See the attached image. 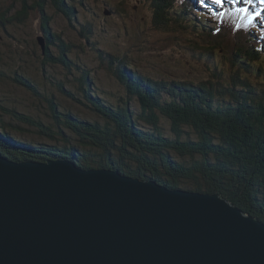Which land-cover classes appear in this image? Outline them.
<instances>
[{"label":"trees","instance_id":"1","mask_svg":"<svg viewBox=\"0 0 264 264\" xmlns=\"http://www.w3.org/2000/svg\"><path fill=\"white\" fill-rule=\"evenodd\" d=\"M51 1L54 9L63 16L67 15L64 17L70 24L69 28L74 29L76 24H80V29L87 34L91 31L75 16L74 3L65 7L64 0ZM148 1L155 8L154 22L161 18L158 10L163 12L164 7L168 27L174 25L181 30L185 28L195 37H200L209 49L204 59L211 64H207L210 74H206L205 80L188 82L158 72L156 69L159 63L156 65L150 62L148 73L153 76L139 83L132 73L134 71L129 68L130 63L128 66L121 61L125 66L123 67L117 62L116 67L114 59L110 58L114 53L105 56L113 64V67L109 64L106 70L111 76L113 70L124 95L104 91L100 95L106 100L98 101V97L90 98L83 93L84 100L94 104L92 108L88 105L89 102L75 101L68 91L59 86L60 93L80 104H70L73 106L71 111H76L77 107L88 109L85 111L89 121L84 123H80L70 113L63 115L55 104L49 103L53 119L56 122L65 120L62 125L72 126L82 140L90 141L94 147L92 153L84 156L58 148H46L59 138L50 125H33L26 116L15 117L16 112L10 111L12 119L23 122L29 129L22 130L15 120L5 121L0 117V129L5 136L17 131L26 139H29L26 135L31 134L32 137L40 138L39 140H48L47 145L41 144V149L37 148L40 153L27 150L16 161L44 162L59 159L57 156L63 158L68 154V158L72 157L77 163H85L88 168L92 165L95 169L117 170L129 177L156 180L172 189L183 188L217 194L246 215L264 223V85L261 89L256 88L259 83L250 81L248 76L251 68L256 69L251 72L253 77L264 75V68L259 65L264 60V44L252 39L256 24L251 22L249 25L246 14L232 4L227 5L222 16L218 15L215 19V15H210V19L208 16L206 19L203 17L207 22L202 23V18L198 19L195 15L194 10L197 9L193 0ZM171 2L175 4L173 11L169 10ZM78 5L86 6L83 0H78ZM18 15L23 20L26 17L23 12ZM234 19H237L235 27L247 32V36H244L246 45L253 49L247 50L241 44H236L230 54L224 46L232 35L228 26H232ZM5 21L0 19L1 24ZM160 21L156 23L167 28V24H163L165 20ZM196 23H199V27ZM42 28L45 29V36L51 39L47 24H43ZM258 31L264 35L263 29ZM178 36L180 39L179 34L175 38L178 39ZM129 37L130 35L127 36ZM132 46L129 42L130 53ZM216 47L223 49L220 50L222 56ZM213 50L218 53H213ZM122 55L129 60L126 53ZM60 63L67 68V76L78 70L84 71L83 80L86 83L88 75L83 66L76 67L63 57L60 58ZM225 63L236 68L235 73L229 72L226 75V81L222 71ZM241 72L243 77L239 76ZM200 74L203 75V72ZM14 82L26 86L29 91L38 95L36 87L30 86L27 81L17 78ZM90 84L92 85L91 82ZM145 85L147 90L143 88ZM70 87L78 91L84 90L83 85L81 87L76 81L68 79L67 88ZM6 112L9 113L8 110ZM93 117H97V120H91ZM81 144L86 145L83 141ZM0 146L5 147L1 142ZM3 152L8 158L11 157L9 153L12 152L7 147Z\"/></svg>","mask_w":264,"mask_h":264},{"label":"water","instance_id":"2","mask_svg":"<svg viewBox=\"0 0 264 264\" xmlns=\"http://www.w3.org/2000/svg\"><path fill=\"white\" fill-rule=\"evenodd\" d=\"M0 264H264V223L217 194L0 156Z\"/></svg>","mask_w":264,"mask_h":264},{"label":"rangeland","instance_id":"3","mask_svg":"<svg viewBox=\"0 0 264 264\" xmlns=\"http://www.w3.org/2000/svg\"><path fill=\"white\" fill-rule=\"evenodd\" d=\"M64 1L65 7H68L70 3L76 5L74 14L80 22L90 28L91 31L88 34L80 29V24H76L74 29L69 28L70 24L64 17L67 15L63 16L54 9L51 0H0V19L6 20L5 23H0V117L5 121L14 122L15 119L10 117V111H14L16 112L15 117L26 116L25 118H29L33 125H50L52 131L59 136L53 143L47 145L48 140H39L40 138L32 137L31 134L26 135L29 139L24 138L17 131L5 136L0 129V142L5 146H0V156L7 157L3 152L7 147L12 152L9 159L15 162L20 154L23 155L27 150L35 151V148L42 147L41 144L49 146L48 149L58 148L72 154L80 153L87 156L92 153L94 147L90 141L82 140L72 126L62 125L65 120L56 122L53 119L49 112V103L55 104L63 115L67 116L70 113L80 123H84L89 121L85 111L88 109L77 107L76 111H71L72 105L80 104L74 103L69 97L60 93L59 86L68 91L75 101L81 103L89 102L83 98L85 92L92 98L98 97L96 99L98 101L106 100L100 95L104 91L124 95L121 85L118 86L117 81L106 70L111 63L105 56L114 53L110 58L116 60H113L116 67L117 62L123 61L122 63L128 66L130 63L129 68L134 71L132 73L139 83L153 76L148 73L150 62L156 65L159 63L156 69L158 72L188 82L205 80L206 74H210L207 67L209 63L201 57L207 54L209 49L205 47L199 36L195 37L185 28L178 30L176 27L173 31L171 26L168 27V23L167 28L165 25L157 24L161 22V19H166L167 14H165L164 7L161 6L163 12L158 10L161 18L154 22L155 8L148 0H135L136 7H132L134 0H83L85 7H82L83 4L78 5V0ZM206 4L208 9L214 10L216 14L225 13L224 2L222 6L214 5L215 7H209V2ZM241 4L246 6L248 11L253 10L257 18L264 13V7L260 8L259 14L248 0H242ZM174 5L171 2L169 10L173 11ZM233 5L238 6L234 3ZM20 11L25 14V21L19 18ZM236 21L237 19H234L232 26H228L232 35L229 36V42L224 45L230 54L236 44H241L247 50L253 49L252 46L247 47V40L244 38L247 32L243 28L238 30L234 24ZM43 24H47L51 39L45 36ZM178 34L181 36L180 39L179 36L178 39L175 38ZM129 35L130 40L127 38ZM126 38L127 41L124 43ZM252 39L256 43L264 44V41L260 40L257 35ZM129 42L133 44L131 53L128 49ZM255 47L257 48L256 45ZM218 52L222 56V53ZM123 53L127 54L129 60L125 59ZM62 57L76 67L83 66L88 75L86 83L83 80L84 71L78 70L67 76V68L60 63ZM123 64L121 66L125 67ZM259 65L264 68V60ZM111 66L113 67V64ZM222 71L225 76L224 81H226V75L229 72L235 73L236 68L225 66ZM239 71L238 69L237 72ZM249 71L250 81L254 80L255 83H259L256 84V88H263L264 75L253 77L251 72L256 69L251 68ZM111 72L114 74L113 70ZM200 72H203V75ZM239 76L243 77V73H239ZM17 78L27 81L30 86H35L38 95L29 91L26 86L14 82ZM68 79L76 81L81 87L83 85L84 90L67 88ZM88 105L92 108L94 106L92 102ZM7 110L9 113L6 112ZM91 120H97V117ZM15 121L20 129H29L23 122ZM165 122L168 125V121L165 120ZM82 141L86 143L85 146L81 144ZM57 158L59 159L49 160L70 161L83 170H97L92 165L88 168L85 163L75 162L72 157L68 158V154L63 158L61 156Z\"/></svg>","mask_w":264,"mask_h":264},{"label":"bare ground","instance_id":"4","mask_svg":"<svg viewBox=\"0 0 264 264\" xmlns=\"http://www.w3.org/2000/svg\"><path fill=\"white\" fill-rule=\"evenodd\" d=\"M43 1H45V0H43ZM190 1H192V0H187L186 2H190ZM194 2H195V6L197 5V7H196V11H197V18L199 19V18H202V23H206L207 21L206 20H204L203 19V17L206 19L207 18V16L209 17V19H210V10L208 9V7L207 6H205V4L201 1V0H193ZM201 1V3H198V2H200ZM256 1H260V0H250V2L252 3V4H255V5H257V6H259L260 4L259 3H257ZM41 3V2H40ZM198 3V4H197ZM52 6H54L53 4H51ZM209 6V5H208ZM210 7V6H209ZM215 7V6H214ZM196 25H197V27H199V23H196ZM216 49L218 50V51H220V50H223L221 47H216ZM217 51H215L214 52V50H213V53H216ZM221 53H222V51H220ZM218 53V52H217ZM205 56V55H204ZM203 56V58H206V56L204 57ZM10 154V153H9ZM33 160H29V161H23V162H32ZM16 163H19V161H17ZM78 168H81V167H78ZM102 169H104V168H102ZM106 170H109V169H106ZM113 171H117V170H113ZM119 173H121L122 175H124V173H122V172H120V171H118ZM193 192H197V191H193Z\"/></svg>","mask_w":264,"mask_h":264},{"label":"snow or ice","instance_id":"5","mask_svg":"<svg viewBox=\"0 0 264 264\" xmlns=\"http://www.w3.org/2000/svg\"><path fill=\"white\" fill-rule=\"evenodd\" d=\"M248 2H250V0H248ZM212 3H214V4H216L217 6H222V4H223V0H212ZM239 11H241V12H243V13H245V14H247V10L246 9H240ZM214 15H223L222 13H220V14H216V13H214ZM258 15V14H257ZM251 22H252V18L250 17L249 18V25L251 24Z\"/></svg>","mask_w":264,"mask_h":264}]
</instances>
